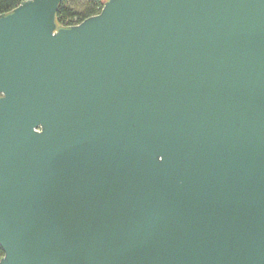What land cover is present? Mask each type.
Masks as SVG:
<instances>
[{"label":"water","instance_id":"1","mask_svg":"<svg viewBox=\"0 0 264 264\" xmlns=\"http://www.w3.org/2000/svg\"><path fill=\"white\" fill-rule=\"evenodd\" d=\"M0 13V264H264V0Z\"/></svg>","mask_w":264,"mask_h":264},{"label":"trees","instance_id":"2","mask_svg":"<svg viewBox=\"0 0 264 264\" xmlns=\"http://www.w3.org/2000/svg\"><path fill=\"white\" fill-rule=\"evenodd\" d=\"M22 0H0V13L8 12ZM103 5V0H61L56 11L58 25L69 26L81 22L86 17L97 14ZM3 251L0 247V258Z\"/></svg>","mask_w":264,"mask_h":264}]
</instances>
